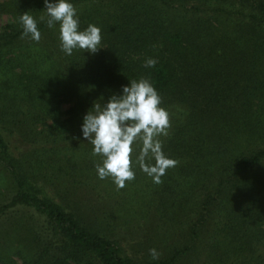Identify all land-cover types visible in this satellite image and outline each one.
I'll return each instance as SVG.
<instances>
[{
	"label": "trees",
	"instance_id": "16d2710c",
	"mask_svg": "<svg viewBox=\"0 0 264 264\" xmlns=\"http://www.w3.org/2000/svg\"><path fill=\"white\" fill-rule=\"evenodd\" d=\"M71 2L81 30H102L95 54L65 55L59 25L21 38L20 16L39 21L44 0H0L12 19L0 32V201L13 192L11 208L43 215L59 239L23 264H264V0ZM142 78L170 113L160 139L178 163L160 184L137 166L120 189L98 178L80 126L101 95ZM124 230L140 238L138 261L117 242Z\"/></svg>",
	"mask_w": 264,
	"mask_h": 264
},
{
	"label": "clouds",
	"instance_id": "9594fccd",
	"mask_svg": "<svg viewBox=\"0 0 264 264\" xmlns=\"http://www.w3.org/2000/svg\"><path fill=\"white\" fill-rule=\"evenodd\" d=\"M45 10L39 21L30 12L20 16L21 38L39 43V23L49 29L59 25L60 50L67 56L84 50L97 53L102 47V30L94 24L81 30L80 15L71 0H44ZM158 61L149 58L144 67L154 68ZM162 97L148 79L130 80L120 92L108 97L101 95L84 115L80 132L83 140L92 145V155L99 156L96 165L98 178H111L117 188L135 179V168L150 177L153 183H162L168 169L177 161L163 151L160 137L168 135L170 113L162 107ZM153 261L161 254L150 249Z\"/></svg>",
	"mask_w": 264,
	"mask_h": 264
},
{
	"label": "rangeland",
	"instance_id": "374dc122",
	"mask_svg": "<svg viewBox=\"0 0 264 264\" xmlns=\"http://www.w3.org/2000/svg\"><path fill=\"white\" fill-rule=\"evenodd\" d=\"M4 1L2 0V3ZM7 6L8 4L4 6V9ZM11 21L8 9L0 12V32ZM67 108L69 106L64 105L63 111H66ZM16 140V138L10 140V147L14 154H20L26 149H24L23 144L16 142ZM39 186L47 192L48 196L52 197L53 193L44 188L45 186L42 183H39L38 187L35 186L38 192L40 191ZM0 189L2 191L1 187ZM5 194H8L6 189ZM4 197H6L5 200L0 201V210L5 206L8 207L3 213L0 212V264H23L19 256L20 253H29L31 255L35 253L46 254L49 250L52 251L55 246L59 245V239L54 235L51 224L46 217L30 210L12 209L11 207L14 204L13 192ZM19 219L22 221V229H19L18 226ZM13 230L14 234H8ZM124 232H120L123 234V238L116 236L117 242L122 246L126 255L138 261L141 253L140 246L136 243L140 238H134L132 235L135 234H131V231L124 230ZM183 264L188 263L183 262Z\"/></svg>",
	"mask_w": 264,
	"mask_h": 264
}]
</instances>
